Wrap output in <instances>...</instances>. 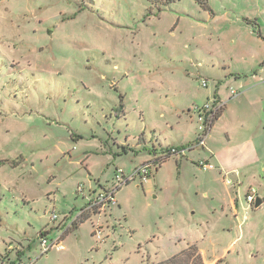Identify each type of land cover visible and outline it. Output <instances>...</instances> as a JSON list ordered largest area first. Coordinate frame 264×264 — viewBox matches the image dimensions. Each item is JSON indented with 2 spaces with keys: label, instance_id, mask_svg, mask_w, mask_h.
<instances>
[{
  "label": "rangeland",
  "instance_id": "1",
  "mask_svg": "<svg viewBox=\"0 0 264 264\" xmlns=\"http://www.w3.org/2000/svg\"><path fill=\"white\" fill-rule=\"evenodd\" d=\"M207 4L0 0V264H157L191 245L206 264H264V101L239 87L264 68L247 21L264 31V0ZM234 89L207 148L154 164L151 140H196L194 104ZM144 166L147 182L132 178ZM105 190L116 203L42 254V233Z\"/></svg>",
  "mask_w": 264,
  "mask_h": 264
},
{
  "label": "built area",
  "instance_id": "2",
  "mask_svg": "<svg viewBox=\"0 0 264 264\" xmlns=\"http://www.w3.org/2000/svg\"><path fill=\"white\" fill-rule=\"evenodd\" d=\"M203 86H207V82L203 81ZM222 105H216V106H211L209 103L203 105V108L201 109L200 107L197 108V111L199 113V121H200V126H199V139L196 143L191 144L190 146L186 147V148H172L170 150L171 154L175 155V156H182L185 155L188 151L190 150H194L195 148H199V147H204L206 144V140L209 134V128L213 122V120L215 119V117L220 113V111L222 110ZM199 167L204 170H212L215 168V166L213 164H211L209 161L207 160H200L198 162ZM149 168L148 166H144L138 170H136L132 176V178H135L136 176H140L143 180V182H147V179L149 178ZM118 178H120V175H118ZM122 178H124V176H122ZM129 181V179L125 180V183ZM228 183H230L228 181ZM79 190L82 191L83 190V185H81L79 187ZM256 194L257 191L256 189H252L251 192H249L246 195V201L247 203L252 206L254 204V202H256ZM116 203V199H115V190H106L104 192H99L95 195L94 198H92L90 200V203L88 204V210H94V209H98L100 210L101 208H104L106 205H111ZM83 213L79 214L73 221V223H75L78 218L82 215ZM54 218H56V215H54ZM72 223V224H73ZM70 228V227H69ZM68 228V229H69ZM67 229V230H68ZM66 230V231H67ZM64 231V232H66ZM63 232V233H64ZM60 234V236H58L55 239L49 240L46 237H42L41 238V244H42V254H46L48 253L50 250H57V251H64L65 250V246L63 244V235L64 234ZM97 233V232H96ZM101 232L99 231L98 234H100Z\"/></svg>",
  "mask_w": 264,
  "mask_h": 264
},
{
  "label": "crops",
  "instance_id": "3",
  "mask_svg": "<svg viewBox=\"0 0 264 264\" xmlns=\"http://www.w3.org/2000/svg\"><path fill=\"white\" fill-rule=\"evenodd\" d=\"M247 21H248V24H251V23H254L255 22V24L258 26V28L257 29H254V32L255 33H257L258 34V37L259 38H263L264 39V31H263V28H262V26L258 23L259 22V18L257 17V18H255L253 21H251L250 19H247ZM224 74H225V76H226V78L228 79L230 76H236V74H234V73H232V74H229V73H226V72H224ZM252 75V80H253V82L252 81H248V82H240V88H242V90H244L243 92V97L244 98H247L248 100L249 99H251L252 101H254L255 103H260V102H263L264 101V68L262 67L260 70H258V69H256V70H253L252 72H251V74H250V76ZM229 76V77H228ZM248 76H249V73H246V79H248ZM238 79V78H237ZM219 93H220V91H219ZM242 95L240 94H238V91L236 90V89H234L232 92H231V98H230V100L227 102V101H225V100H223V97H222V95H220V97L218 98V102H220V104L223 106L222 107V110L220 111V113L215 117V119L213 120V122H212V124H211V126H210V128H209V134H208V137H207V139L211 136V133H212V131H213V129L215 128V126H216V124L219 122V121H221L222 120V118H223V115L225 114V112L227 111V109H228V105L231 103V102H233V101H238V100H240L241 99V97H242ZM205 104H207V103H203V105H205ZM200 105L199 104H194V108H198ZM196 108V109H197ZM192 111V110H191ZM190 111V109H189V112H191ZM224 133H225V136L227 137V138H230V135H229V133L228 132H225L224 131ZM199 134H198V137H197V139L196 140H194V141H192V142H188V143H186L187 145H183L181 148H186V147H188V146H190L191 144H194V143H196L197 141H198V139H199ZM244 142V141H243ZM247 142V141H246ZM245 142V143H246ZM148 143H150V142H148ZM157 144H159V145H157ZM150 145H152V147H150V148H148V153L149 154H152V155H154V156H156V154H158L159 152H160V150H161V146L162 147H165V144L163 145V143L159 140V139H157V143H155V142H153V140H151V143H150ZM166 147H169V148H172V146H168V145H166ZM199 148H207V145L205 144V146L204 147H199ZM196 149H198V148H195L194 150H190L191 152L192 151H195ZM153 150H155V151H153ZM190 151H188V152H190ZM187 154V153H186ZM184 155H182V157H183ZM179 157V156H178ZM159 157H156V159H155V161L158 159ZM201 160H207V159H201ZM207 161H209L211 164H213L214 166H215V168L214 169H212V170H215L216 169V165L214 164V163H212L210 160H207ZM199 162V161H198ZM199 166V165H198ZM224 166H225V164H224ZM200 168V167H199ZM218 168V167H217ZM201 169V168H200ZM207 171H210V170H207ZM225 173H226V177H227V175H230V172H224V175H225ZM226 179V178H225ZM230 182V183H228V184H231V181L230 180H227V182ZM95 194V191L93 192V195ZM90 197V200L92 199V198H94L95 197V195L93 196V197H91L92 195H89ZM87 208H88V206H87ZM87 208L86 209H84V210H82L81 211V213H83V214H85V213H88V211H87ZM81 213H79V214H81ZM99 212H91V213H89V214H87V215H89V218H91V216L92 215H100V214H98ZM78 214V215H79ZM77 215V216H78ZM86 215V216H87ZM76 216V217H77ZM75 217V218H76ZM75 218H72L70 221H67L68 223H62V224H59L57 227H56V229H58V230H61V233H63L64 231H66L70 226H72V225H75V223L74 224H72L73 223V221H74V219ZM88 218V219H89ZM77 224V223H76ZM82 223L80 222H78V225H77V228H79V226L81 225ZM74 229H76V228H74ZM73 229V230H74ZM72 230H70L66 235H68L70 232H71ZM65 235V236H66ZM59 236H60V234H59ZM65 236H64V238H65ZM64 240V239H63Z\"/></svg>",
  "mask_w": 264,
  "mask_h": 264
},
{
  "label": "trees",
  "instance_id": "4",
  "mask_svg": "<svg viewBox=\"0 0 264 264\" xmlns=\"http://www.w3.org/2000/svg\"><path fill=\"white\" fill-rule=\"evenodd\" d=\"M152 1V0H151ZM154 1V0H153ZM163 1L166 5H169L170 3L174 2L175 0H161ZM203 4L205 6V8L207 10H209L208 4H207V0H203ZM172 148L169 147H162L161 146V153L162 156L159 157L154 164L156 165H160L162 162L166 161L167 159L171 158V157H175V155L171 154L170 150ZM124 152H126V148H123ZM155 151V150H153ZM177 157V156H176ZM129 181H127L126 183H128ZM106 191V190H105ZM100 210L98 209H94V210H88V213L82 214L78 220L75 222V225H72L63 235L64 236L70 231L73 230L74 228H77L78 222L83 223L84 221H86L89 218V213L91 212H99ZM87 215V216H86ZM77 223V224H76ZM74 224V223H73ZM47 233H42L41 238L42 237H46ZM157 264H206L202 254L200 253L198 247L196 245H191L188 247V249L184 250L183 252H181L178 255H175L173 257H171L170 259H168L165 262L162 263H157Z\"/></svg>",
  "mask_w": 264,
  "mask_h": 264
},
{
  "label": "water",
  "instance_id": "5",
  "mask_svg": "<svg viewBox=\"0 0 264 264\" xmlns=\"http://www.w3.org/2000/svg\"><path fill=\"white\" fill-rule=\"evenodd\" d=\"M261 204H262V201L259 198H257L256 199V207H259Z\"/></svg>",
  "mask_w": 264,
  "mask_h": 264
}]
</instances>
